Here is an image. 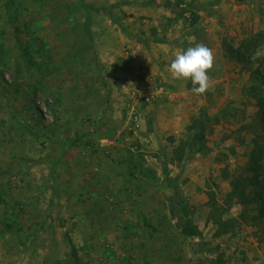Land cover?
Segmentation results:
<instances>
[{"label":"rangeland","instance_id":"374dc122","mask_svg":"<svg viewBox=\"0 0 264 264\" xmlns=\"http://www.w3.org/2000/svg\"><path fill=\"white\" fill-rule=\"evenodd\" d=\"M210 1L0 0V264H264V0ZM197 43L199 96L169 76Z\"/></svg>","mask_w":264,"mask_h":264},{"label":"clouds","instance_id":"9594fccd","mask_svg":"<svg viewBox=\"0 0 264 264\" xmlns=\"http://www.w3.org/2000/svg\"><path fill=\"white\" fill-rule=\"evenodd\" d=\"M215 67V56L207 45L197 43L177 52L169 65L173 79L190 81L191 91L203 95L212 87L210 73Z\"/></svg>","mask_w":264,"mask_h":264},{"label":"crops","instance_id":"0c3cea01","mask_svg":"<svg viewBox=\"0 0 264 264\" xmlns=\"http://www.w3.org/2000/svg\"><path fill=\"white\" fill-rule=\"evenodd\" d=\"M229 2V0H211L210 1V3L213 5H211L213 8H216V9H219L218 10V12L217 13H219V11L221 10L220 8L222 7V12H223V10H225V6H228V2ZM249 1H251V0H248V3H249ZM151 3H150V1H148V3L146 4V3H144V4H142V5H144V6H139V5H137V7H135V9L133 10V11H129V13L130 12H134L133 14H132V22L133 23H135V22H137V26H141V23L142 22H144V21H146L147 19H150V18H152V21H154V23L155 24H159L160 22L158 21L159 20V17H161L160 15L162 14L160 11H158L157 9H155V8H152V7H149V5H150ZM229 5H230V3H229ZM237 5H239V6H242V3L241 2H239ZM247 5V4H246ZM89 7H90V5H89ZM213 10V9H212ZM201 14H204L205 15V13H203L202 11H199ZM212 12L213 11H211V14H212ZM129 13H127V15L125 16V17H123L122 19H120L118 16H120L122 13H117V14H115V16L117 17V19H118V21L120 22V23H122V25L125 27V29H123L119 24V27L123 30V31H125L126 33H129V31H131V32H133V33H136V32H142L143 31V29H141V27H135L134 29L135 30H131V28H129L128 27V25L126 24V23H124V21L126 22V20H129L130 18H131V16H130V14ZM214 13V12H213ZM216 13V12H215ZM118 15V16H117ZM213 17V15L211 16V18L210 19H213L212 18ZM140 18H143V19H141V21H140ZM204 18V17H203ZM133 20H135V21H133ZM164 20H166L167 21V19L165 18ZM208 21V19H207V17H205V21H203L204 23H206ZM212 22H214V20H212ZM163 25H165V24H163ZM174 27V26H173ZM153 30H155V29H153ZM170 30H172V27L170 28ZM169 30V31H170ZM185 32L186 31H184L183 30V32H182V34H185ZM169 34V33H168ZM150 40H153V39H151V38H149V39H147V41H150ZM159 40H162V41H164L163 39H159ZM163 45H165V46H167V44H163ZM171 46V47H170ZM170 46H169V48H168V50H172V51H174L173 49H175L174 47H173V41H172V43L170 44ZM184 49V48H183ZM210 49H212V51H213V53H214V56H215V61L218 59V53L220 52V49H219V46H218V43H213V44H211L210 43ZM169 53H171V51L169 52ZM169 76H171V75H169ZM166 78H168V76L166 77ZM167 87H168V90L170 91V85H167V84H165ZM172 89V88H171ZM170 96H172L171 95V93H170ZM180 98V97H179Z\"/></svg>","mask_w":264,"mask_h":264},{"label":"trees","instance_id":"16d2710c","mask_svg":"<svg viewBox=\"0 0 264 264\" xmlns=\"http://www.w3.org/2000/svg\"><path fill=\"white\" fill-rule=\"evenodd\" d=\"M81 2L83 5H85L86 8L89 7V4L83 3V1H81ZM113 19L115 20V18H113ZM115 22H117V24H119L123 29H125V27L122 25V23H120L119 21H116V20H115ZM255 152H257V154H255ZM255 152H254V155H253V158L251 161L252 162L251 168H253L255 173L251 177L252 180H250L251 184L253 185V197H249V199H252V198H254L255 200L260 199L262 201V203H264V177H262L264 175V165L260 161H257L259 156H260V158H262V156L264 154V147L262 145H258ZM182 156L183 155H181L179 157L180 160L183 159ZM236 188H238V185H236ZM242 191L244 192L243 189H242ZM187 208H188V206H187ZM261 211H262V209H261ZM262 213H263V211H262ZM182 233L184 235H188V236L197 234V229L193 225L191 220H189L187 223L184 224L183 229H182Z\"/></svg>","mask_w":264,"mask_h":264}]
</instances>
